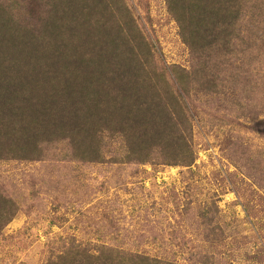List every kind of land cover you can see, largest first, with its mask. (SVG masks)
<instances>
[{"label": "rangeland", "instance_id": "obj_1", "mask_svg": "<svg viewBox=\"0 0 264 264\" xmlns=\"http://www.w3.org/2000/svg\"><path fill=\"white\" fill-rule=\"evenodd\" d=\"M125 1L145 20L156 42L153 58L170 68L163 83L175 94L171 68L192 64L176 20L165 0ZM260 7L264 0H243L230 14L239 17V33L258 24ZM263 24L252 38L240 33L250 43L247 58L217 63L210 72L215 92H204L203 76L194 75L199 80L186 98V126L180 137L172 136V146L190 164L127 161V151L106 135L97 138L103 161L80 160L72 151L81 140L76 116L69 121L70 141L46 139L35 159L1 158L0 214L6 217L0 222V264H57L54 259L71 244L93 254L101 245L138 251L171 264H264ZM244 64L250 73L240 71Z\"/></svg>", "mask_w": 264, "mask_h": 264}, {"label": "trees", "instance_id": "obj_2", "mask_svg": "<svg viewBox=\"0 0 264 264\" xmlns=\"http://www.w3.org/2000/svg\"><path fill=\"white\" fill-rule=\"evenodd\" d=\"M242 3L165 0L192 53L188 68H171L177 78L174 94L163 83L170 68L159 65L161 57L153 58L156 42L145 20L125 0H0V159L9 154L39 158L46 139L70 141L69 121L76 116L81 140L72 144V151L80 160L103 161L97 138L106 135L127 151V161L190 164L192 159L183 160L184 151L172 146V136L180 137L186 126V98L199 80L194 75L203 76L204 92H215L218 83L210 72L217 63L247 58L250 43L242 42L240 33L252 38L264 21L260 7L252 15L258 24L239 33V17L230 14ZM246 65L238 67L242 73L251 72ZM69 100L82 106L76 109ZM83 108L87 115H78ZM4 217L0 214V222ZM69 250V256L64 250L54 259L57 264H171L104 245L97 254L76 244ZM209 259L204 255L202 260Z\"/></svg>", "mask_w": 264, "mask_h": 264}]
</instances>
